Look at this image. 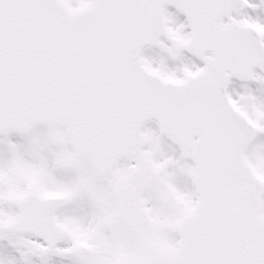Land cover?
Here are the masks:
<instances>
[{
	"label": "snow or ice",
	"instance_id": "1",
	"mask_svg": "<svg viewBox=\"0 0 264 264\" xmlns=\"http://www.w3.org/2000/svg\"><path fill=\"white\" fill-rule=\"evenodd\" d=\"M256 67L264 0H0V264H264V99L228 91Z\"/></svg>",
	"mask_w": 264,
	"mask_h": 264
},
{
	"label": "rangeland",
	"instance_id": "2",
	"mask_svg": "<svg viewBox=\"0 0 264 264\" xmlns=\"http://www.w3.org/2000/svg\"><path fill=\"white\" fill-rule=\"evenodd\" d=\"M167 11L169 13H171V19L173 21V24H180V23H186V20L179 14L178 11L174 10V9H167ZM185 32L190 31L189 27H186L184 29ZM164 42L167 45H171V42L168 40H164ZM147 58H150L151 60H153L154 62V66L155 63L158 62L161 58H163L165 60V64L167 65L168 68L170 69H178L180 67L183 66V64H196L198 66H203L200 62L196 61L195 59H193L192 57H190L186 50H183L182 52V60H176L173 61L166 52H164L161 48L157 47V48H151L148 49L145 54H144ZM255 73L263 75L259 70H257ZM250 89L252 94L255 95L258 99H264V83H261L259 81H251L249 83H241L238 81H233L231 88H230V93L233 94V96L235 97V95L237 93H243L245 91V89ZM146 128L152 129L154 131L159 130L158 126L151 122L149 123ZM38 131H43L42 126H38ZM10 139L15 142V143H24L26 138L16 134V133H12L10 135ZM255 142H264V134H259L257 137V140ZM161 146L162 149L164 151V153L167 154H174L173 152H175L176 154L174 155H178V157H180V153L178 151V148L174 145V143L167 137L165 136H161ZM182 163H188L191 164L192 161L191 160H187L185 159L184 161H182ZM171 171H174V169H172ZM177 173V172H176ZM184 185H185V189L184 191H189V190H193V185L191 182V178L184 175ZM179 189L182 190V188L180 187L179 182H176L175 184ZM178 238V236L176 237ZM37 264H39V262L37 261ZM49 264H74L73 259L69 258V257H61V256H52L51 259L49 260Z\"/></svg>",
	"mask_w": 264,
	"mask_h": 264
},
{
	"label": "clouds",
	"instance_id": "3",
	"mask_svg": "<svg viewBox=\"0 0 264 264\" xmlns=\"http://www.w3.org/2000/svg\"><path fill=\"white\" fill-rule=\"evenodd\" d=\"M164 75H166V73L161 74V78H163ZM174 207H175L176 212H177L176 217H174V218L166 217L164 219L153 218V223L157 224L160 228H164L168 224L174 222L175 220L180 219L181 215L184 211V207H183V201L178 195L174 197Z\"/></svg>",
	"mask_w": 264,
	"mask_h": 264
},
{
	"label": "flooded vegetation",
	"instance_id": "4",
	"mask_svg": "<svg viewBox=\"0 0 264 264\" xmlns=\"http://www.w3.org/2000/svg\"><path fill=\"white\" fill-rule=\"evenodd\" d=\"M167 156H169V155H167ZM175 159H177V157L175 156ZM172 170V168L170 167L169 168V171H171ZM176 182H179V184H180V187L182 188V190L184 191V183H183V176H182V174L181 173H176V176H175V180H174V183L176 184ZM83 211H87V206L85 205V207H84V209H83ZM4 248V246L3 245H0V249L2 250Z\"/></svg>",
	"mask_w": 264,
	"mask_h": 264
},
{
	"label": "water",
	"instance_id": "5",
	"mask_svg": "<svg viewBox=\"0 0 264 264\" xmlns=\"http://www.w3.org/2000/svg\"><path fill=\"white\" fill-rule=\"evenodd\" d=\"M182 13H183V12H182ZM183 14H184V13H183ZM161 37H164V36H161ZM161 37H160V38H161ZM153 46H156V45H153ZM146 47H148V46L146 45L145 48H146ZM145 48H144V49H145ZM143 51H144V50H143ZM191 54H192V53H191ZM192 55H193V54H192ZM197 58H198V57H197ZM198 59H199V58H198ZM201 61H202V60H201ZM256 68H257V67H256ZM258 68H259V67H258ZM254 69H255V68H254ZM254 69H253V71H254ZM263 73H264V72H263ZM233 78H234V77H232L231 80H232ZM236 78H237V77H236ZM239 80H240V79H239ZM241 81H243V80H241ZM147 122H148V121H146L145 124H146Z\"/></svg>",
	"mask_w": 264,
	"mask_h": 264
},
{
	"label": "bare ground",
	"instance_id": "6",
	"mask_svg": "<svg viewBox=\"0 0 264 264\" xmlns=\"http://www.w3.org/2000/svg\"><path fill=\"white\" fill-rule=\"evenodd\" d=\"M0 252H3V249L2 250L0 249Z\"/></svg>",
	"mask_w": 264,
	"mask_h": 264
}]
</instances>
